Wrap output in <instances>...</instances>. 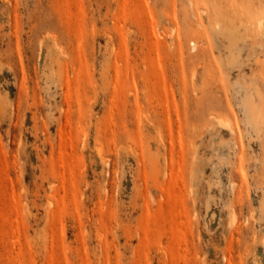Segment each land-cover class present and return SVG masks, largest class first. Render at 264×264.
Segmentation results:
<instances>
[{
	"label": "rangeland",
	"instance_id": "rangeland-1",
	"mask_svg": "<svg viewBox=\"0 0 264 264\" xmlns=\"http://www.w3.org/2000/svg\"><path fill=\"white\" fill-rule=\"evenodd\" d=\"M263 13L0 0V264H264Z\"/></svg>",
	"mask_w": 264,
	"mask_h": 264
},
{
	"label": "bare ground",
	"instance_id": "bare-ground-1",
	"mask_svg": "<svg viewBox=\"0 0 264 264\" xmlns=\"http://www.w3.org/2000/svg\"><path fill=\"white\" fill-rule=\"evenodd\" d=\"M249 4H250V3H249ZM263 14H264V13H263ZM249 15H250V14H249ZM235 20H236V19H235ZM244 22H245V21H244ZM249 22H250V21H249ZM240 23H241V22H240ZM255 23H256V22H255ZM242 24H243V23H242ZM247 24H249L250 26L253 25V23H247ZM249 25H248V26H249ZM237 26H239V25H237ZM250 26H249V29H251L254 25H253L252 27H250ZM240 27H241V26H240ZM242 27H243V25H242ZM237 28H238V27H237ZM237 28H236V29H237ZM254 29H256L255 26H254ZM261 29H263V31H264V17H261V18L257 21V30H256V31H257V32H260ZM251 31H252V29H251ZM263 31H262V34H264ZM238 32H239V31H238ZM244 32H245V31H244ZM246 32H247V31H246ZM252 32H253V31H252ZM240 33H241V32H240ZM248 33H249V32H248ZM255 33H256V32H254V34H255ZM238 34H239V33H238ZM257 34H258V33H257ZM259 34H260V33H259ZM236 35H237V34H236ZM236 35H235L234 31H233V33L231 34V37L234 38V37H236ZM246 35H247V34H246ZM258 36H260V35H258ZM241 37H243V36L241 35ZM256 37H257V36H256ZM263 37H264V36H263ZM233 40H235V39H233ZM236 40H237V39H236ZM234 42H235V41H234ZM259 126H261V125L259 124ZM138 131H139V130H138ZM139 135H140V134H139Z\"/></svg>",
	"mask_w": 264,
	"mask_h": 264
}]
</instances>
